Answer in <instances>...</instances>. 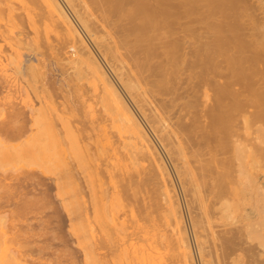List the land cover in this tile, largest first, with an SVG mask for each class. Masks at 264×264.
Listing matches in <instances>:
<instances>
[{"label": "bare ground", "instance_id": "1", "mask_svg": "<svg viewBox=\"0 0 264 264\" xmlns=\"http://www.w3.org/2000/svg\"><path fill=\"white\" fill-rule=\"evenodd\" d=\"M14 2L20 4L21 11L31 9L27 17L31 26L39 28L48 23L55 36L52 41L47 39L54 58L57 56L68 70L72 71L74 65L73 71L85 68L88 75L91 73L96 80L91 79L98 83L103 99L110 105V117L106 115L115 130L105 140L113 153L109 157L111 163L105 172L93 176L97 183L90 179L93 186H89L94 191L97 212L113 214L100 232L82 234L83 242L86 240L85 244L81 243L85 245L83 248L95 242L90 245L91 250L85 249L91 264H105L102 258L110 255L121 259L115 264L126 261L129 262L126 264H134L125 246L135 240L136 244L137 240L138 245L143 244L140 246L142 254L134 255L136 264H195L179 196L160 147L170 159L183 188L202 264H238L243 254L250 257V262L253 260L252 264H264V187L259 181L260 171L264 169V102L242 108L244 105L239 104L243 99L242 91L231 89L236 85L227 86V74L219 70L220 61L215 60L221 52L220 48L216 49L217 42L226 45V40L220 42L221 38L212 30L205 35L198 33L207 16L196 15L198 12L193 7L191 15L190 11L184 13L182 0ZM13 4L16 5L12 0H0V16L6 9L9 12ZM68 8L120 87L87 44ZM13 12L10 11V16L18 18L20 12ZM37 39L43 45L44 41ZM236 77L243 82L246 78ZM97 140V148H104V141ZM35 142L33 149L31 142L27 141L31 146L24 145L36 151ZM91 148L94 150L93 146ZM11 151L2 153L0 150V155L4 156L0 160L8 155L12 159ZM35 151L33 156L41 154ZM23 157L31 158V155ZM138 164L143 165L142 171H133ZM105 173L118 180L116 191L112 193L104 188ZM128 204H138L141 209L131 220L120 216ZM4 233L0 232V237L8 235ZM1 242L3 240L0 245ZM116 252H124V256L119 253L117 256ZM17 254L10 256L12 259H7L6 264H20L22 256Z\"/></svg>", "mask_w": 264, "mask_h": 264}, {"label": "rangeland", "instance_id": "2", "mask_svg": "<svg viewBox=\"0 0 264 264\" xmlns=\"http://www.w3.org/2000/svg\"><path fill=\"white\" fill-rule=\"evenodd\" d=\"M14 1L12 0V3L17 6L14 4V6H10V11L13 12L11 9H14L13 13L20 12V4L17 3L18 1ZM184 1L182 0L185 6L184 13L185 10L190 11L191 15L193 7V10L198 12L197 14L192 12L194 15H206L205 19H210V23L205 20L203 23L205 27L199 28V34L205 35L207 31L211 32L212 30L214 34L216 32V35H219L220 42L226 40V45L223 42H221L222 44L217 42L216 49L220 48L221 52L219 54L218 50L216 51L218 59L215 58V60L217 63L220 61L219 70H225L224 72L227 74V86L230 88L236 85L235 89H231L238 88L237 90L242 91L241 97L245 100L243 101L239 97V100L242 99L239 104L241 102V105H244L242 108L249 107L250 104L252 107L254 104H263L264 0H240V2L239 0H186L185 3ZM27 8L20 12L23 18L20 13H17L19 17L13 19L10 16V11L8 12L9 9L5 10V14H1V16L5 15L4 17L0 16V141H3V144L0 142V150L2 152L5 147H8V151L5 149L2 153L5 151L10 153L12 149L11 154L14 155L12 159L8 155L9 160L2 159L4 156L0 155L2 157L0 160V232L8 233V235L4 233L6 237H0V241L3 240L0 245V261H2L1 264H6L9 262L7 259H12L15 252L16 254L20 252L18 254L23 257H20V264H91L87 248L91 250L90 245L95 242L90 240L91 244H87V247L83 248L85 245L82 246V244H85L86 240L83 242L84 238L81 237L84 235L82 234L100 232L104 223L109 222L113 214L109 211L107 214L97 212L94 206V191L93 188L91 189L93 185L90 184L93 181L89 182L91 178H95L97 173L105 172L111 163L109 157L113 153L105 140L111 137L115 130L111 123L112 120H108L110 117L108 106L110 105L105 98L103 99L98 83L91 79L94 78L91 73L88 75L85 68L82 70L76 68L77 71H73L74 65L72 71L71 68L68 70L67 65L66 68L57 60V56L54 58V51L51 50L53 48H50L49 44L55 38L52 34L53 29L48 27V23L47 26L43 22L45 28L31 26L29 24L31 21L27 20L31 9ZM67 10L87 44L98 56L112 80L120 87L118 80L94 47L90 37L76 21L78 19L69 8ZM38 24L36 25L38 26ZM37 29H40L38 35ZM46 33L49 37L46 36ZM34 34L37 36L34 37ZM41 35L43 36L40 38ZM38 37L40 39H37ZM49 38L51 39L48 42ZM36 39L43 40V45ZM36 42L42 46L38 47ZM223 66L226 68L224 69ZM236 73L247 79L244 78V82L237 79ZM229 74L230 76H228ZM238 84L240 85L237 86ZM241 84L243 88H240ZM95 85L98 86V89ZM121 91L125 95L123 89ZM261 101L263 102L261 103ZM244 102L248 103L244 104ZM106 114L109 115L108 118ZM251 125L250 123L249 126ZM98 138L104 141V148H97ZM35 140L34 149L37 150L34 151L41 154L36 155L37 153H35L33 156L32 149ZM27 141L31 142L32 149L26 148L29 144ZM155 142L158 144L156 140ZM25 143H27L26 146ZM36 143H39V148H36ZM30 144L29 146H31ZM88 146H93L94 150ZM25 151L26 153H22ZM160 153L172 175L179 196L194 252L195 264H202L183 188L170 159L161 147ZM29 154L31 158L23 157V160L22 156H29ZM142 169L143 165L138 164L134 166L133 171L139 172ZM259 177V181L264 187V169L260 171ZM117 182V179L110 178L106 174L104 188L112 193L116 191ZM158 211L161 212V209ZM121 212L122 219L131 220L134 216H138L141 209L138 204H128ZM156 215L154 212L153 216ZM150 217L152 219V216ZM230 221L234 222V220ZM124 241L127 242V239ZM135 241H130L129 244H133ZM122 242L119 245L122 246ZM129 244L126 243V253L133 259L131 261L128 256V260L136 264L137 257L135 259V256L141 255L143 252L140 247L142 243L138 245L137 240V244L135 242L132 247ZM136 247H139V251ZM14 248L16 249L14 250ZM124 252H118L119 256H124ZM118 253L116 252V255ZM246 256L244 257L243 254L242 258L240 257L241 260L239 259L240 262L238 260L239 263H237L252 264L253 260L250 262V257ZM121 258L123 259V257ZM103 259L105 264L113 262L115 264V261L120 258L110 255L106 259L102 258V261ZM126 263L129 262L126 261Z\"/></svg>", "mask_w": 264, "mask_h": 264}]
</instances>
